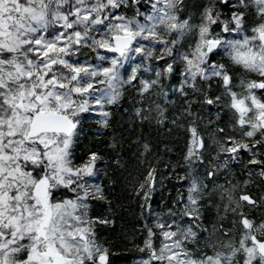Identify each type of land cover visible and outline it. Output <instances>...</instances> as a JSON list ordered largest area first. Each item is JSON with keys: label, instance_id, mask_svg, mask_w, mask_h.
Returning a JSON list of instances; mask_svg holds the SVG:
<instances>
[{"label": "snow or ice", "instance_id": "6c2138e0", "mask_svg": "<svg viewBox=\"0 0 264 264\" xmlns=\"http://www.w3.org/2000/svg\"><path fill=\"white\" fill-rule=\"evenodd\" d=\"M0 264H264V0H0Z\"/></svg>", "mask_w": 264, "mask_h": 264}, {"label": "trees", "instance_id": "16d2710c", "mask_svg": "<svg viewBox=\"0 0 264 264\" xmlns=\"http://www.w3.org/2000/svg\"><path fill=\"white\" fill-rule=\"evenodd\" d=\"M125 222L127 224V235L129 237V240L131 239L133 235V229H135L137 226L133 223V210L127 209V211L124 213ZM124 233L122 232L121 235ZM109 239L114 240L117 244H119L121 248V254L129 257L130 259L133 258L136 255L135 249L132 248L131 243H126L124 240L121 239V236H115L111 235L109 236ZM139 242V241H137Z\"/></svg>", "mask_w": 264, "mask_h": 264}, {"label": "bare ground", "instance_id": "6f19581e", "mask_svg": "<svg viewBox=\"0 0 264 264\" xmlns=\"http://www.w3.org/2000/svg\"><path fill=\"white\" fill-rule=\"evenodd\" d=\"M135 252H136V250H135Z\"/></svg>", "mask_w": 264, "mask_h": 264}]
</instances>
